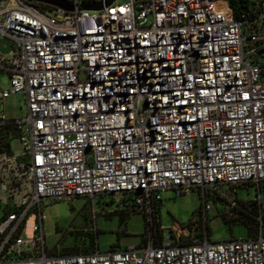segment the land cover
<instances>
[{"label": "built area", "instance_id": "built-area-1", "mask_svg": "<svg viewBox=\"0 0 264 264\" xmlns=\"http://www.w3.org/2000/svg\"><path fill=\"white\" fill-rule=\"evenodd\" d=\"M62 1L71 11L0 0V39L11 44L0 56L9 77L0 100L21 94L26 104L25 119L1 117L0 130L27 125L22 156L0 152V264H264L261 231L193 239L209 199L236 205L219 187L251 186L261 203L264 0H248L236 17L229 0ZM164 191L198 192L202 207L175 237L158 230L156 244L150 228ZM105 196L142 216L144 244L68 255L47 248L44 201L93 206ZM182 237L193 240L181 245Z\"/></svg>", "mask_w": 264, "mask_h": 264}, {"label": "rangeland", "instance_id": "rangeland-1", "mask_svg": "<svg viewBox=\"0 0 264 264\" xmlns=\"http://www.w3.org/2000/svg\"><path fill=\"white\" fill-rule=\"evenodd\" d=\"M125 0H119L120 3ZM263 25V24H261ZM247 36V35H245ZM264 36V32L261 33ZM251 45V44H250ZM248 46L243 43V48L248 51ZM264 48V41L258 46L257 50ZM11 51V44L5 38L0 39V56L7 58ZM258 65L264 67V60L260 58ZM0 89L9 90L8 74L0 71ZM6 121H23L26 117L25 98L21 94H13L8 98L0 100V118ZM20 134L8 139V152L12 156H22L23 149L20 146V136L27 130V125H21ZM219 191L227 196L236 197L241 202H251L256 198V190L251 186H235V194L232 188L227 186L219 187ZM161 200L157 226L154 220L150 232L172 231V236L180 234L179 228H184L191 224L194 217L202 207L201 196L198 192H189L186 195L176 197L172 191L159 193ZM106 204V205H103ZM209 211L207 213V228L210 235V241L220 243L235 240H245L248 230L244 225H228L224 221L227 219L226 208L223 202H217L209 199L207 202ZM1 206V204H0ZM112 216H97L93 221V228L97 231L96 243L100 252H107L116 246L120 249L138 247L141 243V235L144 232L143 218L139 214L131 215L125 218L124 224H120L121 214H117L116 202L111 203L109 196L98 197L94 201L93 212L100 214L102 210ZM42 212L45 216L43 222V233L45 244L48 249H53L59 255H68L79 251L87 246L91 238L88 232V214H92V208L87 206L81 200L74 201H44L42 203ZM2 210L0 208V217ZM225 217V218H224ZM30 222V221H29ZM28 222V223H29ZM161 230V231H162ZM182 236V235H181Z\"/></svg>", "mask_w": 264, "mask_h": 264}, {"label": "trees", "instance_id": "trees-1", "mask_svg": "<svg viewBox=\"0 0 264 264\" xmlns=\"http://www.w3.org/2000/svg\"><path fill=\"white\" fill-rule=\"evenodd\" d=\"M248 4H249L248 0H229V5L232 8L233 14L235 17L240 15L242 12L248 13L249 12ZM18 135H19V133L11 126H9V127L7 126V127H5V129L3 128L2 130H0V139L3 140V146H0V152H1V150H4L5 152H7L9 149L8 139L10 137H16ZM260 193L262 194L260 204H258V202L255 200L248 202V203L241 202V201H238L235 197L236 205L232 208H226L227 204L225 203V201L215 200L217 202H223V204L226 208L225 217L227 219H224L226 224H228V225H234V224L244 225L248 230L247 238H254L260 231L264 235V187L260 188ZM256 195H257V192H256ZM77 200L82 201V199H77ZM112 202H114V200L111 198V203ZM126 202H128V201L122 200L120 203L124 204ZM83 203H86L87 206L92 208V214L89 213L88 218H87V220L89 222L88 223V226H89L88 232L90 233L91 238L88 240L87 246H85L81 250L73 252L71 254L92 253L93 251H95L98 247L97 243H96L97 231L92 227L93 226L92 221L99 215L104 216V217L113 215L111 213H106L104 211V209L102 210V212L100 214L97 215L93 212L94 203H93V206L90 205V202H83ZM103 205H106V204H103ZM118 207L119 206L117 204V211L116 212H117V214L122 215V217L120 218V224H124L125 218L136 214L135 211L133 210V208L128 204L123 206V210H120ZM200 210L198 211L197 215L194 217L195 220L200 218ZM260 217L262 218V221L260 220ZM196 223H197V227H199L198 228L199 234L194 235L193 239L194 238H200L204 231L206 232L207 236L210 237L209 231L207 228V221H206V223H201V221L199 220ZM143 225H144V232L141 235V243L140 244L145 243V240H146L145 236L147 235V231H148V226L144 222V219H143ZM191 225H193L192 222H191V224H189L186 227H189ZM90 229H94V231L92 232V231H90ZM153 238H154V240H156V244L160 243L161 236L159 235V232L155 233ZM193 239L191 237H189V238H183L182 237V238H180L179 243L181 245L190 244ZM115 248H119V247L114 246L111 249H115Z\"/></svg>", "mask_w": 264, "mask_h": 264}, {"label": "water", "instance_id": "water-1", "mask_svg": "<svg viewBox=\"0 0 264 264\" xmlns=\"http://www.w3.org/2000/svg\"><path fill=\"white\" fill-rule=\"evenodd\" d=\"M26 3H35V4H42V5H47V6H51V7H55V8H60L63 9L65 11H71V8L62 0H23ZM113 0H108L107 1V5H109L110 3H112ZM99 6V5H98ZM92 8H90L87 5H83L79 7L80 11H86V10H90ZM263 52H259L258 55H262Z\"/></svg>", "mask_w": 264, "mask_h": 264}]
</instances>
